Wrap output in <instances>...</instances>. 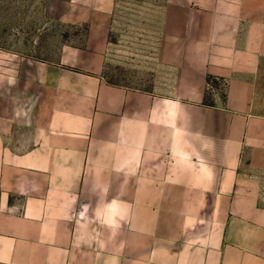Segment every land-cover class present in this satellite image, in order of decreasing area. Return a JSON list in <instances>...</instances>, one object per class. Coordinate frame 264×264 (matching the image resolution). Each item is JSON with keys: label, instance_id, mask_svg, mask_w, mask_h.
<instances>
[{"label": "crops", "instance_id": "0c3cea01", "mask_svg": "<svg viewBox=\"0 0 264 264\" xmlns=\"http://www.w3.org/2000/svg\"><path fill=\"white\" fill-rule=\"evenodd\" d=\"M70 2L93 62L0 46V264H264V0H166L148 91Z\"/></svg>", "mask_w": 264, "mask_h": 264}, {"label": "rangeland", "instance_id": "374dc122", "mask_svg": "<svg viewBox=\"0 0 264 264\" xmlns=\"http://www.w3.org/2000/svg\"><path fill=\"white\" fill-rule=\"evenodd\" d=\"M166 0H116L104 54L105 80L132 89L152 90L158 79L160 13ZM70 0H0V46L22 44L24 57L39 63L89 62L92 21L77 20ZM33 46L30 52V46ZM81 53V57H80ZM211 102V96L206 97ZM258 112H264L260 100Z\"/></svg>", "mask_w": 264, "mask_h": 264}]
</instances>
